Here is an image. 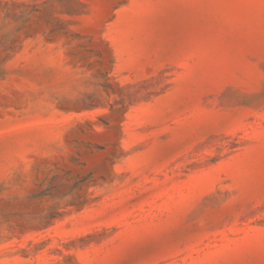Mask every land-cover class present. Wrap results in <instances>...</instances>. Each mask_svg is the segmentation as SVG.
I'll use <instances>...</instances> for the list:
<instances>
[{
  "label": "rangeland",
  "instance_id": "obj_1",
  "mask_svg": "<svg viewBox=\"0 0 264 264\" xmlns=\"http://www.w3.org/2000/svg\"><path fill=\"white\" fill-rule=\"evenodd\" d=\"M0 264H264V0H0Z\"/></svg>",
  "mask_w": 264,
  "mask_h": 264
}]
</instances>
